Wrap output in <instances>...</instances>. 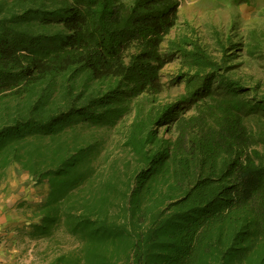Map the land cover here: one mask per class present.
I'll list each match as a JSON object with an SVG mask.
<instances>
[{"label":"trees","instance_id":"obj_1","mask_svg":"<svg viewBox=\"0 0 264 264\" xmlns=\"http://www.w3.org/2000/svg\"><path fill=\"white\" fill-rule=\"evenodd\" d=\"M180 1L0 0V183L47 185L43 264H264V94L185 35L163 47ZM174 56L186 93L157 103ZM139 98L130 158L103 155Z\"/></svg>","mask_w":264,"mask_h":264},{"label":"rangeland","instance_id":"obj_2","mask_svg":"<svg viewBox=\"0 0 264 264\" xmlns=\"http://www.w3.org/2000/svg\"><path fill=\"white\" fill-rule=\"evenodd\" d=\"M177 14L175 26L165 37L164 48L169 40L185 35L217 60L222 58L227 60L226 66L229 69L224 74L254 90L249 92L247 97L257 99L264 94V0H181ZM186 71L187 69L181 66L180 56H174L161 69L163 87L155 96L157 103L174 102L186 93V78L180 77ZM137 102H143L146 109L149 107L145 98L136 99L132 101L131 111L122 117L116 126L100 130L99 134L104 144L103 155L118 156L124 161L130 158L129 149L124 146V141L134 118V106ZM193 112L194 106L190 105L186 108L185 115ZM248 122L253 125L255 121L250 119ZM159 136L173 139L174 126L171 125L168 131L164 126L160 127ZM8 173V177L11 176L16 181L25 179L28 188H33L31 202L28 201L27 206L21 210L24 220L12 236V238L16 236L20 246L14 264H43L38 252L44 247L45 240L30 239L25 232L38 221L37 217L32 218L31 210L44 200L48 187L45 184L35 187L33 181L18 165L9 168ZM4 181L0 183L1 188ZM61 240L62 243H66L64 246L66 249L70 243L69 239L61 237Z\"/></svg>","mask_w":264,"mask_h":264},{"label":"crops","instance_id":"obj_3","mask_svg":"<svg viewBox=\"0 0 264 264\" xmlns=\"http://www.w3.org/2000/svg\"><path fill=\"white\" fill-rule=\"evenodd\" d=\"M8 174L7 171V179L3 187H0V264H14L20 246L16 236H12L24 220L21 210L27 206L28 201L31 202V190L33 191V188H28L25 179L16 181L11 176L8 177Z\"/></svg>","mask_w":264,"mask_h":264}]
</instances>
